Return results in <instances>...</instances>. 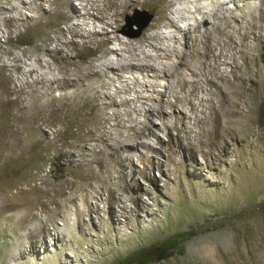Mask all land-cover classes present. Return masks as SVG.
Listing matches in <instances>:
<instances>
[{"label":"rangeland","instance_id":"374dc122","mask_svg":"<svg viewBox=\"0 0 264 264\" xmlns=\"http://www.w3.org/2000/svg\"><path fill=\"white\" fill-rule=\"evenodd\" d=\"M93 1L0 0V264H212L197 247L213 235L226 239L216 245L243 249L240 261L257 251L264 261V19L258 14L251 27L244 25L249 16L237 20L245 38L229 42L237 57L220 66L227 72L223 80L205 90L187 85L192 61L203 58L200 50L186 59L188 46L177 43L181 51L153 63L172 65L171 74L157 81L186 79L180 99L159 95L158 85L138 99L133 91L115 95L118 83L107 84L97 73L62 80L57 67L79 58L56 50V36L85 44L78 49L81 60L95 67L120 47L103 41L114 36L111 27L93 37L67 31L73 22L85 31L92 26L86 12L98 13ZM169 1L132 5L116 34L135 41L155 32L151 24L170 15ZM73 12L76 19L66 21ZM107 57L117 61L119 54ZM155 71L146 67L136 74L155 80ZM23 84V101L14 107V89ZM172 85L179 91L176 80ZM32 93L37 97L27 105ZM109 96L116 103L106 106ZM124 98L133 100L121 104ZM140 103L142 111H134ZM117 108L132 110L118 130L77 142L87 123L112 126ZM221 263L233 264L228 258Z\"/></svg>","mask_w":264,"mask_h":264},{"label":"bare ground","instance_id":"6f19581e","mask_svg":"<svg viewBox=\"0 0 264 264\" xmlns=\"http://www.w3.org/2000/svg\"><path fill=\"white\" fill-rule=\"evenodd\" d=\"M32 3L33 2L31 1V4ZM144 3L145 0H143L142 2L140 0H94L93 3L90 4V7L96 8L98 13L91 14L90 12H86V14H88L87 18L91 22L92 26L86 31L82 30V27L74 22L73 24H70L67 27V31L69 32V34L71 33L72 35H81V36L85 35L86 37H91V36L93 37L94 35L99 33V31L103 34H106V29L108 27L113 28L112 32L115 33L114 36L112 37L113 39L107 38L104 39L103 41L105 43H108L111 42L112 40H116L119 42L120 47L115 48L114 51L111 50L110 52L105 53L103 59H101L100 63L96 67L90 64L86 65V63L83 64L81 60L82 52H80L81 50L78 49L80 47L84 48L85 44L83 43H81L80 45L76 44V42H74L72 38L64 39L61 42L60 35L57 34L58 36H56L53 39L55 41H59L55 49L56 50L66 49L64 57H69V53L73 54V52H75V56L79 58V61L69 60V62L64 63L65 65H61V66L58 65L59 66L57 67L58 70L62 72L65 76L62 80L65 81L71 77L74 79V81H77L80 78L81 79H85L84 77L87 78V75H90L91 73L92 75L93 73H97L102 75L104 78L108 80L107 84H112V81H116L118 83L115 95H119L121 92L126 93L129 91H133L134 93L137 94L136 95L137 98L140 99V97H144L143 93L146 90L149 89L155 90V86L158 85L162 87V89L159 90V95L161 94V96L166 97L172 94L175 95L177 99H180L179 95L181 93V90H183L184 86L186 85V79L182 77H178L177 79L175 78L177 85H179L180 87L179 91L175 90L174 88L175 86L172 85V83L175 80L169 83L157 81L158 76L159 77L163 76V74L165 76H168L171 74L170 70L172 65L167 61H160L156 63L155 62L153 63V61H155L156 59H158V57L161 56L167 58L172 54V52L176 50L181 51L182 48L175 46L177 43L188 46L189 52L185 57L186 59L189 57L192 60L193 51L199 52L201 50L200 56L203 59L202 60L199 59V61L197 62L192 61L193 67L191 74L187 80V85H189L191 88L196 87L201 90H205L207 89V85L210 82L212 83L219 82L227 76L226 69L220 68V66H223L227 60L230 61L236 60L237 56L235 55V52L234 53L232 52L233 48L228 45L229 42L233 40V38L235 37H241V39H244L245 38V36H243L244 34L240 35L241 30L243 31L245 29L244 28L245 26L247 27L253 26L256 16L258 14L260 15L261 18L264 19V0H258V2L254 4L251 3V0H170L167 5V10H169L170 15L168 16L164 15L165 17H160L158 20H156L151 24L150 29L155 30V32L145 33L135 41L131 39L122 40L121 37L118 34H116V31H119L125 15L129 11V8L132 5H137V4L143 6ZM11 9L15 10L16 7L12 5ZM33 9L35 10L37 9V7H34ZM236 11H240V15H237ZM76 16L77 14L73 12L71 14H68L65 17V20L72 21L73 19H76ZM246 16H249V18L246 19L244 26L242 23L241 24L239 23L240 22L239 19H245ZM237 20L239 22H237ZM96 22L100 23L99 30L96 29V25H95ZM137 23H139V19L136 21L135 24L137 25ZM83 24H86V22H84ZM159 26H163L167 29H170V31L169 32L160 31ZM146 43H148L147 45L151 49L150 51H145V49H143V46ZM122 50L128 53L127 57L122 56L121 54ZM111 52L119 54V58L117 59V61L108 59L107 55H109ZM237 52H240V50H237ZM208 56L211 58L210 62L206 61ZM221 57L225 58L223 63L219 61ZM36 60L37 62L39 61L38 58H36ZM51 65L49 64V66ZM146 67L153 68L156 70L155 74L153 75V78L155 80L148 79L147 75H145L146 77L145 79L144 77H140L139 75L136 74V73L142 74V69ZM15 68H18V66L16 65ZM123 71H126L130 74L128 80L125 79L124 76L122 75ZM175 72L178 76L182 75L181 72L177 70H175ZM192 76L193 77L199 76L200 78L194 79L191 78ZM208 76H210V79L208 78ZM44 78H45L44 76L41 77V79ZM57 81L60 82V80ZM128 81H130V84H128ZM62 82L63 81H61L60 83L62 84ZM26 83L27 82H25V84ZM81 85H82V80H81ZM106 87H107L106 83L100 82V86H99L100 91L103 94L107 95L108 97L107 92L104 91V88ZM24 89H25L24 84L14 89V92L17 95L16 98L12 101L14 107H17L19 104H21V101H23L21 96L22 93L25 91ZM81 91L80 93H82ZM190 92L192 91L190 90L189 93ZM36 97L37 95L33 93L30 94V99L27 105L31 104ZM108 100L109 101L105 102L104 105L109 106V105H114L116 103L113 96H109ZM130 100L133 99L124 98L120 101V103L126 105L128 104V102H130ZM164 102L168 103L171 106L173 105L171 100L166 99ZM142 105L143 103H140L138 107H133V110L136 112H141ZM28 109H26V111ZM148 109L151 108L149 107ZM154 110L160 111L162 110V108L158 109L156 107V109L154 108ZM29 111H31V109ZM131 111L132 110L128 108L125 109L124 111H120L118 108L114 109L112 117H114L115 122L113 123L112 126L108 127L107 129L105 127L103 128V130H101L100 127H97L98 129H96V125L95 127H93L91 125H88L89 123L85 124L84 133L86 135L79 137L77 142L96 140L100 138L101 135H107V136L111 135L112 131L118 130V127L122 124L123 118L125 116H129L131 114ZM78 112L79 111L76 112L77 115L79 114ZM83 125L84 123L82 122V124H80V127L83 128ZM132 127L133 125L132 126L129 125L128 130ZM139 129H141V127H139ZM96 130L99 131V135L94 134V131ZM138 130L133 133L134 137L140 134ZM120 135L121 133L119 132L117 136ZM128 136L126 137L128 138ZM91 152L92 149L89 150L90 154ZM84 153L85 150L82 149L80 151V155H83ZM99 154H102L101 151H99ZM216 241L219 243L220 242L224 243L226 239L221 235H217V236L213 235L203 238L198 243V247H197L198 251L201 253L203 260L206 261L207 263L213 264V262H218L219 264H222L221 260L222 259L225 260L226 258H228L231 260V263L233 264H253L254 260H255L254 264H264L263 255L262 253H260V251H257L256 253H252L249 260L246 259L245 261L244 260L240 261V258L245 252L243 251V249L234 252L231 246L234 243L232 244L228 243V245L224 244L222 246V244L219 243L217 245L214 244Z\"/></svg>","mask_w":264,"mask_h":264},{"label":"water","instance_id":"95a60500","mask_svg":"<svg viewBox=\"0 0 264 264\" xmlns=\"http://www.w3.org/2000/svg\"><path fill=\"white\" fill-rule=\"evenodd\" d=\"M147 19V18H146ZM145 24V22L144 23H142V25H139L138 27V31H139V29L143 26Z\"/></svg>","mask_w":264,"mask_h":264}]
</instances>
